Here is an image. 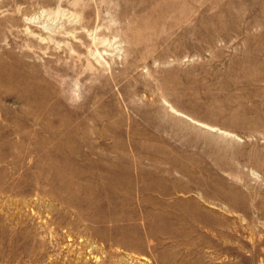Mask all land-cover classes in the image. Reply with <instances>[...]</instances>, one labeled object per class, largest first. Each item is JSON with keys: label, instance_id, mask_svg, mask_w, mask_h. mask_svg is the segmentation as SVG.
Segmentation results:
<instances>
[{"label": "rangeland", "instance_id": "374dc122", "mask_svg": "<svg viewBox=\"0 0 264 264\" xmlns=\"http://www.w3.org/2000/svg\"><path fill=\"white\" fill-rule=\"evenodd\" d=\"M140 221L264 264V0H0V264H140Z\"/></svg>", "mask_w": 264, "mask_h": 264}, {"label": "crops", "instance_id": "0c3cea01", "mask_svg": "<svg viewBox=\"0 0 264 264\" xmlns=\"http://www.w3.org/2000/svg\"><path fill=\"white\" fill-rule=\"evenodd\" d=\"M125 236L129 238L130 235ZM137 236L139 241V244L137 246H131V243L129 241H120L119 245L115 246L118 251L123 253L121 257L128 263L139 262L140 264H208L207 261H202V259H212L214 257L213 251L210 250H180L177 248H173L172 243L174 242H172V238L167 240L169 242V248H159L161 246V242L163 243V240L161 241L160 238L151 236L148 233L147 225L144 221H140V223H138ZM133 237L136 238L135 236Z\"/></svg>", "mask_w": 264, "mask_h": 264}]
</instances>
